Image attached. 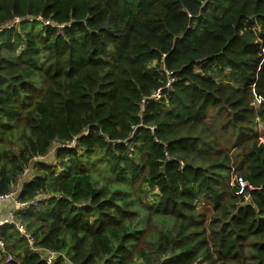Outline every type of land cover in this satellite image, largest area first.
Returning a JSON list of instances; mask_svg holds the SVG:
<instances>
[{
	"label": "trees",
	"instance_id": "1",
	"mask_svg": "<svg viewBox=\"0 0 264 264\" xmlns=\"http://www.w3.org/2000/svg\"><path fill=\"white\" fill-rule=\"evenodd\" d=\"M257 120L264 0H0V193L50 264H264Z\"/></svg>",
	"mask_w": 264,
	"mask_h": 264
},
{
	"label": "built area",
	"instance_id": "2",
	"mask_svg": "<svg viewBox=\"0 0 264 264\" xmlns=\"http://www.w3.org/2000/svg\"><path fill=\"white\" fill-rule=\"evenodd\" d=\"M171 82H172V80L169 79L164 88H168V86L170 85ZM157 95L158 94L154 95V99H158ZM256 102L258 103V100H256L255 103ZM234 184H235V195L246 198L245 196H246L247 190L251 189V187L248 185L247 181L244 180L242 177H235ZM17 194H18L17 189H13L7 194L0 193V210H1L2 206L9 201L13 202V205H14V208L10 212L9 218L0 220V227L3 226L4 224L13 225L16 228V230L19 232V234L25 238L28 247L32 251L38 250V251L44 252L43 253L44 258H45L46 262L48 264H50L57 256H59V255L62 256V255L59 253H56V252L45 250V249L40 250V248L35 246L34 238H33L32 234L30 233V231L26 228V226L24 224H22L21 222L15 220L14 213L17 210H19V209L27 210L30 208V206L36 205L35 202H31L30 204L17 202V200H16ZM0 250L3 251V246H2L1 240H0ZM9 257L10 256H8V258ZM8 258H6V261L11 262L12 260H10Z\"/></svg>",
	"mask_w": 264,
	"mask_h": 264
},
{
	"label": "rangeland",
	"instance_id": "3",
	"mask_svg": "<svg viewBox=\"0 0 264 264\" xmlns=\"http://www.w3.org/2000/svg\"><path fill=\"white\" fill-rule=\"evenodd\" d=\"M257 105H258L257 102L254 103V107H257ZM256 122L257 123H256L255 131L259 136L260 142H262L264 144V123L259 121V120H257ZM219 124H220V120H217V119H210L207 121V125L210 127L211 132L213 133L214 137H216V139H217L218 146L220 148H223V149H229L233 143V136L231 137L228 132H221L220 128H219ZM48 155H49L48 158H50L49 161H52V158L54 155L53 150L50 151V153ZM31 174H32V172H31ZM102 174L105 175L104 171H102ZM235 177H237V176L234 175L233 179H231L232 183H233ZM148 198H149V200L151 199V197H148ZM199 209H203L206 213H208V210L206 209V206H204V205H200ZM2 252H4V251H0V255L2 254ZM6 258H8V256ZM8 259L12 260L10 257ZM2 262L4 263V260H2ZM5 262H7V261L5 260ZM3 263H1V264H3Z\"/></svg>",
	"mask_w": 264,
	"mask_h": 264
},
{
	"label": "crops",
	"instance_id": "4",
	"mask_svg": "<svg viewBox=\"0 0 264 264\" xmlns=\"http://www.w3.org/2000/svg\"><path fill=\"white\" fill-rule=\"evenodd\" d=\"M50 159V158H49ZM48 159V160H49ZM31 170H30V168L29 169H27L26 171H25V173L23 174V177L21 178V181H25V179H29L30 177H32V175L33 174H31ZM29 173V174H28ZM31 174V175H30ZM21 184L19 183V186H20ZM14 208V206H13V202H11V201H9V202H7V203H5L3 206H2V208H1V210H0V220H3V219H7V218H9V216H10V212H11V210Z\"/></svg>",
	"mask_w": 264,
	"mask_h": 264
},
{
	"label": "water",
	"instance_id": "5",
	"mask_svg": "<svg viewBox=\"0 0 264 264\" xmlns=\"http://www.w3.org/2000/svg\"><path fill=\"white\" fill-rule=\"evenodd\" d=\"M12 262V261H11Z\"/></svg>",
	"mask_w": 264,
	"mask_h": 264
}]
</instances>
